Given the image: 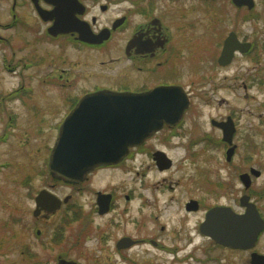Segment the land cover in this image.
I'll return each instance as SVG.
<instances>
[{
    "label": "flooded vegetation",
    "instance_id": "obj_1",
    "mask_svg": "<svg viewBox=\"0 0 264 264\" xmlns=\"http://www.w3.org/2000/svg\"><path fill=\"white\" fill-rule=\"evenodd\" d=\"M190 1L199 9L168 12L167 7L160 4L161 0H133L126 12L114 18L108 17L112 6L108 2L111 0H77L59 5L64 14L74 16L73 22L96 44L78 41V32L50 35L55 19L42 20L39 11L47 17H54L57 6L51 0H11L10 21L6 20L7 10L0 9L2 50L11 44L6 32L19 25L29 35L19 46L36 45L40 39L38 20L46 25L42 40L54 43L63 38L73 42L75 47L68 44L72 48L96 54L98 50L110 51L118 45V35L126 31L127 39L123 47L118 48L122 56L101 61L100 65L123 61L125 64L112 79H118L122 74L120 77L133 83L117 84V87L94 85L78 95L68 94L67 109L59 125L83 96L103 89L138 94L158 87H176L172 92H184L188 100V107L179 120L164 122L159 129L149 133L142 144L130 148L118 163L98 166L80 181L62 180L69 190L62 199L50 189L38 191L33 199L35 226L31 228V250L42 235L38 224L46 222L63 208L66 213L65 235L66 230L68 237L70 235L73 213L77 218L74 222L79 226L74 248H80L84 253L78 258H70L71 243L66 241L56 264H264L263 160L255 154L240 158L241 151L248 153L259 144L264 121V101L259 99L264 86V0ZM27 13L34 20L30 27ZM166 15H171L173 24ZM198 16L206 17L207 26L198 25ZM3 54L5 57L4 51ZM25 59L24 62L18 59L15 63L21 67L20 76L36 65V60ZM196 64L206 65V72L184 77L185 70L193 71ZM3 66L6 71L7 67L11 71L16 68L10 64ZM58 80H62V75ZM220 92L224 96L217 97ZM230 92L233 94L231 99ZM34 93L33 86L21 84L9 94L26 98ZM236 93L254 104L237 106L235 99L241 98L234 96ZM195 102L206 104L208 115L204 117L202 110H196ZM9 119L10 123L12 119ZM187 120L186 126L199 135L189 140V146L210 142L222 150L221 155L214 158L215 166L207 164V169H199L196 157L207 163L211 158L194 156L191 177L197 179L200 173L206 181H202V186L192 187L193 190L184 187L186 182L181 167L176 169L177 161L164 149L156 148L158 144L164 147L174 144L182 135ZM139 156H147L150 161L147 167L153 166L164 174L149 191L150 196L145 193L149 187H145L139 197L142 199L134 202L136 197L132 187L123 191L111 178H99L93 182L95 175H112L127 161ZM174 169L177 170L176 178L169 179L166 174H171ZM42 191L57 198L59 207L55 211H51L49 196L38 199ZM76 195L82 197V202L74 209L77 205L71 199ZM22 234V222L17 219L14 234L17 264H23ZM47 246L52 249L53 241L49 240ZM4 247L0 246V257L5 255L2 254ZM37 255L38 250L33 260L37 264L54 263V260L39 262Z\"/></svg>",
    "mask_w": 264,
    "mask_h": 264
},
{
    "label": "rangeland",
    "instance_id": "obj_2",
    "mask_svg": "<svg viewBox=\"0 0 264 264\" xmlns=\"http://www.w3.org/2000/svg\"><path fill=\"white\" fill-rule=\"evenodd\" d=\"M131 1L133 0H111V2H108L112 3L110 10H108V17L114 18L126 12ZM102 2L105 3L106 1ZM113 3H117V5L115 6ZM161 3L167 7L168 12L175 9H199L198 5L190 0L181 2H165L161 0ZM10 7L11 0H0V9L3 8V11L7 10V21H10ZM161 9L163 10V7H160ZM92 12L96 13L94 10ZM30 16L27 13L28 27L34 21ZM170 16L166 15L167 19H171L173 24V18ZM196 18L199 26H207L206 17L198 16ZM102 22H105V20L102 19ZM20 26L6 32L7 36L10 37L11 44L6 46L5 50L0 47V246L4 247L6 244L3 248L4 252H2L5 255L0 257V264H17L14 245L17 219L21 220L23 227V264H37L33 261L36 258L34 254L37 250L39 262H45V260L52 262L54 260L53 264H56L58 255L63 253V243L66 241L71 243L70 258H78L80 254L84 253V250L74 248L76 244L74 239L79 236V226L74 222V219L77 218L71 213L69 237L67 230L65 235L63 229L64 226L66 228L64 224L66 213L63 208L46 222L41 221L42 223L41 225L38 224V228L42 230V235L36 245H34L35 248L31 250V228L33 229L35 226V220L32 216L34 209L33 199L38 191L42 189H50L61 199L69 193V190L66 189V184L61 179L53 178L47 169L49 152L57 135L59 120L67 109L66 96L68 94L78 95L84 90L92 89L94 85L117 87L118 85L122 86L120 84L129 85L133 83L124 77H120L122 74L118 76V79H112L116 74L118 75V70L125 64L123 61L120 60L112 65H100L101 61L107 62L111 58L122 56L118 48L121 49L123 47L127 39V33L124 31L118 35V45L110 51H106L107 49L98 50L96 54L88 50L84 52L72 48L68 44L73 42L66 41V39L63 40V38L55 40L54 43L47 39L42 40L41 37L46 25L41 20H38L37 25L40 38L38 43L31 47H20L21 41H25L29 36L26 29L24 27L21 29ZM3 51L5 52V57L2 56L4 55ZM25 58L36 60V65L27 70V72H22L20 76L18 73L22 71L21 67H18L15 63L18 59H22L24 62L26 61ZM4 64H10V67L16 66V68L11 71L7 67L6 71ZM206 67V65L196 64L193 71L185 70L183 73L184 77L190 73L202 75V73L206 72ZM60 75H62V80H58ZM21 84L33 86L35 89L34 96L16 98L9 94ZM67 86L70 87L68 88ZM67 90L70 92H67ZM65 91L67 93L62 95ZM219 96H224L223 92H220L217 97ZM234 96L241 98L238 93ZM232 97L233 94L231 93L230 99ZM259 99L264 101V86ZM235 101L237 102L236 105L240 107L254 104L249 99L245 101L241 98L235 99ZM195 107L198 111L202 110L201 114L204 117L208 115L209 110L206 104L197 102ZM190 112L187 114V118L189 114L193 113ZM8 119H12L9 125ZM187 123L188 120L182 128V135L178 140H175L174 144L167 147L158 144L156 148L164 149L175 162L177 161L176 169L181 167L183 178L186 182L184 187L193 190L192 187L202 186V181H206L203 174L200 173L197 179L191 177L194 169L192 164L194 156L196 154L209 156L211 161L208 163L203 162L200 157H196L200 163L199 169H207V164L214 165V162H216L214 158L219 157L222 150L221 147L210 142L200 143L195 147L189 146V140L199 135L187 127ZM262 125L261 136L258 137L260 139L259 144L249 150L248 153L241 151L240 158L247 154L250 156L255 154L261 157L264 170V121H262ZM201 133L200 131L199 134L201 135ZM5 134L7 135L6 137ZM149 162L147 156H139L131 162L127 161L121 169L111 173L112 175H101V173L95 175L93 182L100 180L99 178L106 180L111 178L115 180L123 191L132 187L136 197L134 202H137L142 199L139 197L143 188L149 187L145 193L150 196L149 191H152L154 185L158 183L157 180L164 177V174L157 172L153 166L148 168ZM176 169L171 174L167 173L166 176L169 179L176 178ZM143 172L144 174L142 175ZM262 181H264V173L261 178ZM196 193L202 195L200 192ZM71 202L77 205L74 208L77 209L82 202V197L73 196ZM2 238L8 241L5 242ZM49 240L53 241L52 249H48L47 243ZM57 240L61 241L58 242ZM42 242L45 244L42 245ZM26 244H29V246L26 247ZM37 244H39L38 247Z\"/></svg>",
    "mask_w": 264,
    "mask_h": 264
},
{
    "label": "water",
    "instance_id": "obj_3",
    "mask_svg": "<svg viewBox=\"0 0 264 264\" xmlns=\"http://www.w3.org/2000/svg\"><path fill=\"white\" fill-rule=\"evenodd\" d=\"M68 1L77 0H51L57 6L54 17L39 11L42 20L55 19L49 33L78 32L79 40L95 42L84 36L83 30L73 22L74 16L64 14L59 5ZM174 89L159 87L140 94L104 90L84 96L59 128L48 163L52 176L80 181L95 167L119 161L129 147L139 145L164 122L179 120L188 100L184 93H173ZM43 196H49L52 201V212L59 207L56 197L42 191L38 199Z\"/></svg>",
    "mask_w": 264,
    "mask_h": 264
}]
</instances>
